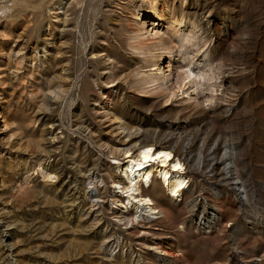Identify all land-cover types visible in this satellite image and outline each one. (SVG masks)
Returning a JSON list of instances; mask_svg holds the SVG:
<instances>
[{
	"label": "rangeland",
	"instance_id": "obj_1",
	"mask_svg": "<svg viewBox=\"0 0 264 264\" xmlns=\"http://www.w3.org/2000/svg\"><path fill=\"white\" fill-rule=\"evenodd\" d=\"M165 9L188 41L142 23ZM191 56L215 71L209 106L185 96ZM147 144L184 165L177 204L147 191L170 225L112 188V161ZM231 144L264 201V0H0V264H264V212L239 208L221 163Z\"/></svg>",
	"mask_w": 264,
	"mask_h": 264
},
{
	"label": "bare ground",
	"instance_id": "obj_2",
	"mask_svg": "<svg viewBox=\"0 0 264 264\" xmlns=\"http://www.w3.org/2000/svg\"><path fill=\"white\" fill-rule=\"evenodd\" d=\"M152 7L155 9L154 4L152 5ZM57 8L58 9L55 8L56 10L52 12L55 14L56 18L61 13L60 9H62V7L59 6ZM62 13L63 15H65L64 10L62 11ZM148 18L152 22L150 26H152L151 30L154 31L153 35L161 32L160 27L156 26L160 24L164 25L165 23L167 24V26L171 27V36L175 37L183 35L182 40H189H187L186 38L188 37L186 21L182 16H171L165 9L159 13H149L147 16H143L141 18L142 23L144 24L145 22H147V20L145 19ZM187 21L190 23L189 25H192L193 22L190 19H188ZM189 44L191 45L190 41ZM195 64L202 65V69L198 73H195L192 68ZM185 66L187 67V70L185 75L186 81L184 82V85L188 84V87L185 90V96L187 98H190L191 95L197 94L199 91H202L201 93L204 95V99H202V102H204L208 106L211 105L214 100L213 97L216 94V74L212 65L205 60H194V57L191 56L188 59V62L185 63ZM171 70L172 64L171 62H169L165 67H158L156 74H161L166 79L169 76V74L167 75V73ZM200 80L206 81L207 84H205V87H203V83L200 82ZM167 81L170 82V79L167 78ZM4 125L5 124H3V126ZM217 141L218 140L216 139V143ZM164 148L158 149L155 148L152 144H147L138 146L136 153L130 151V149L124 151L123 157L121 158L123 161L117 159L112 161V164L116 165V172L121 179L120 181L112 180V188L114 189L116 197H123V199L120 200V207L122 209L126 210L129 207L133 208L135 219L139 218L141 215L142 219L146 222L159 220L170 225V223L173 221V213L171 214V211L169 212L168 209L164 206H158L157 208L154 199L147 191L151 189L153 182L157 180L163 192L167 195V197H169L170 203L177 204L178 201L183 199L182 194L188 187V180L187 177L183 174V163H181L178 158L174 159V155L169 150ZM224 148V153L222 155L223 160L221 163L223 164L224 172L228 177V185L234 192L240 195L242 194L244 196V198H240L239 200V208L244 209L247 205L250 206L251 200H253L254 202H256V204H259L261 206V210H263L264 212V201L261 199L260 193L257 190L250 192V189H248L247 185L245 184V180L241 178V172L239 169L240 165L239 163H236L239 161L236 160L237 158L239 160L240 157L241 161H244L243 157L241 156L243 153L242 148L234 147L232 144L225 145ZM211 150L212 147L209 149V152ZM203 157L204 155L202 154V152H199L198 158L201 163ZM206 157L209 158L210 164L207 168L209 169L208 171L211 172L214 169L215 164L217 163V157L212 156L210 153H208ZM244 171L247 172V170L245 169ZM41 176L43 178L51 177L50 173L46 170H41ZM144 186H147V189H144ZM183 228L184 227L181 226V229ZM178 256V254H173L168 264H175V259Z\"/></svg>",
	"mask_w": 264,
	"mask_h": 264
}]
</instances>
